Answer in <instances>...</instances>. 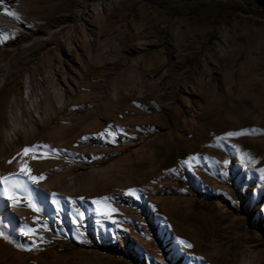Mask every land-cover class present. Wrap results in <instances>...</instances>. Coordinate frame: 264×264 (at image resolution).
<instances>
[{"label":"rangeland","instance_id":"rangeland-1","mask_svg":"<svg viewBox=\"0 0 264 264\" xmlns=\"http://www.w3.org/2000/svg\"><path fill=\"white\" fill-rule=\"evenodd\" d=\"M3 66L5 157L26 77L45 118L0 177L32 154L47 202L92 217L31 243L0 223L3 264H264V0H0Z\"/></svg>","mask_w":264,"mask_h":264},{"label":"bare ground","instance_id":"bare-ground-1","mask_svg":"<svg viewBox=\"0 0 264 264\" xmlns=\"http://www.w3.org/2000/svg\"><path fill=\"white\" fill-rule=\"evenodd\" d=\"M6 18H4L5 21ZM6 74V67H0V80L5 76ZM62 82L64 83L63 88L58 89L55 92V95L53 97V100L57 103L62 104L64 102L65 97L69 96L73 89L72 85H77L76 80L74 78L72 79H66L65 76L62 78ZM24 91H25V101H26V109L22 112L19 111V114L16 115L14 112H10L11 115V125L8 127L6 131L5 138L9 141H11V144H9V148H11L8 152L6 157L3 154V146L0 138V160L11 157V155L15 154L14 150L18 147L17 136L21 132L29 133L30 132V119H33L34 121L38 120L41 123H43V120L45 118V112L40 109L39 105L42 103L45 99L43 91L36 86L34 88L31 84V81L29 77H26L24 85H23ZM36 90V91H35ZM28 134L24 135L25 139L22 140L23 143H29ZM17 150V149H16ZM34 156L28 155L25 157H22L20 159L12 160V163L9 164L5 171L1 174V177H7L9 174H14V179L19 180L22 184H27L28 188L31 191V199L33 203L36 205V207L39 209L38 212H34L31 208L27 206V201L23 204V207H21L18 203H12L10 200H8L5 195L0 193V215H2V221L0 223L4 224V228L11 232V234H14L16 236L17 232V226L20 223L24 224V230L27 231L28 228H32L34 231V235L32 236H25L20 235V237L23 238V241L25 242H32L34 237L40 238L42 236H50V230L52 229H63L67 231L69 227H76L75 224V218L72 216V213L69 211V214H65L66 210L64 206H61L60 204H50L46 200L45 193L38 187L37 182L33 183L31 180H29L28 176L24 175L21 172V163H25V167L29 169L28 166H31L33 163ZM31 176V175H30ZM60 187L68 186L70 187L69 183H65L63 180L57 179ZM72 179H70V182ZM49 184H44V187L47 188ZM3 188V185H0V189ZM61 190V189H60ZM9 191H11V187L9 186ZM20 195H23L19 193ZM19 197V196H18ZM38 197L43 201V206L46 210H43L39 205ZM20 198V197H19ZM24 199V198H23ZM40 201V202H41ZM77 207V206H76ZM70 210V209H69ZM74 210V209H73ZM76 210V208H75ZM79 217H81L82 224H79L77 227L81 229H87V224L91 220V215L89 212H79ZM71 219V223L68 224L64 221V219L67 218ZM61 220V222H59ZM41 227H44L47 229V231H44L43 233H39L42 229ZM0 243H5L3 240L0 239ZM6 246H0V264L5 263L7 258L9 256H15V253H10L8 247L9 245L5 243ZM15 246L18 247L17 243H15ZM22 246V244H21ZM18 264H26L24 260H21L18 262Z\"/></svg>","mask_w":264,"mask_h":264},{"label":"snow or ice","instance_id":"snow-or-ice-1","mask_svg":"<svg viewBox=\"0 0 264 264\" xmlns=\"http://www.w3.org/2000/svg\"><path fill=\"white\" fill-rule=\"evenodd\" d=\"M9 15H13L12 13H8ZM18 18V17H17ZM229 136L234 135V133H228ZM83 139V137H82ZM35 147V146H33ZM43 147H47L46 145ZM30 150L28 148H25L23 150V154H27ZM52 153H55L57 150L56 149H51L50 150ZM19 155V154H18ZM35 158V157H33ZM26 162H22L21 163V172L28 176L29 180H31L33 183H36L39 180H43L44 176L41 174L40 176H30L28 175L30 172V169L26 168L25 165ZM264 171V170H262ZM0 185H3V188L0 189V193H2L3 195H5V197L10 200L12 203H18L19 199L17 194L21 193L24 195L25 200L27 201V206L29 208H31L34 212H38L39 209L36 207V205L33 203L32 199H31V191L28 188L27 184H22L19 180L14 179V174H9L7 177H0ZM9 186L11 187V191H9ZM127 195H135L133 190H128V192L126 193ZM54 195V194H53ZM55 202V201H54ZM93 203H99L98 201H93ZM105 211L104 214L108 215L111 212H115V209H111L108 208L107 205L104 206ZM21 235H25V236H32L34 235V231L32 228H28L27 231H25L24 229H21ZM0 237H4L5 240H7V237L4 236V233L2 231H0ZM11 242V241H8ZM188 247H191V245H187Z\"/></svg>","mask_w":264,"mask_h":264}]
</instances>
